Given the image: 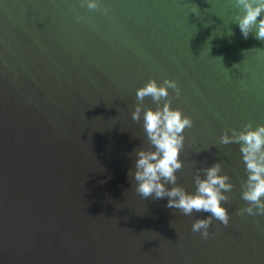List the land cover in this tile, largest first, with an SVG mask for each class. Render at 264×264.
Here are the masks:
<instances>
[{"label": "water", "instance_id": "obj_1", "mask_svg": "<svg viewBox=\"0 0 264 264\" xmlns=\"http://www.w3.org/2000/svg\"><path fill=\"white\" fill-rule=\"evenodd\" d=\"M100 3L0 0V264H264V215H237L239 144H220L264 125V40L242 36L232 0ZM165 78L193 121L176 184L194 193L217 162L233 184L229 223L213 218L207 238L192 224L210 213L143 198L129 175L157 107L145 97L133 121L136 90Z\"/></svg>", "mask_w": 264, "mask_h": 264}, {"label": "clouds", "instance_id": "obj_2", "mask_svg": "<svg viewBox=\"0 0 264 264\" xmlns=\"http://www.w3.org/2000/svg\"><path fill=\"white\" fill-rule=\"evenodd\" d=\"M233 7L238 9L235 17L239 30L244 38L255 29L254 35L258 40H264V0H232ZM81 6L89 10H99L106 13L108 10L100 0H80ZM195 11V9H194ZM242 13V14H241ZM77 19L81 17L77 16ZM176 95L180 89L176 82L165 78L161 85L154 79L136 90L137 100L141 103L135 105L132 120L140 121L142 102L145 97H151L156 103L155 110L143 108V129L149 147L135 150L136 160L133 169L129 170L136 182L135 192L143 198L153 196L154 199L168 198L166 207L180 210L185 215L193 211L210 213L203 219H196L192 224V231L199 232L201 237L209 236L208 228L212 219L219 220L223 225L229 223V214L221 202L231 200L226 193L230 192L233 184L229 177L221 172V163L217 162L204 169L197 168L194 176L196 190L188 193L176 184L175 173L182 168L179 159L183 148L185 128H191L193 121L189 116L183 115L179 109L170 107L171 99L168 89ZM164 103L160 106V101ZM231 132V135L228 134ZM239 144L242 160L247 173L246 180L241 183V197L248 202L246 206L238 209L237 215H264V125H257L253 129L251 123H245L241 130L235 128L224 130L220 136V144ZM204 172V178L199 174ZM172 185L167 188L165 185ZM154 194V195H153Z\"/></svg>", "mask_w": 264, "mask_h": 264}]
</instances>
